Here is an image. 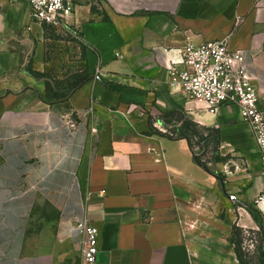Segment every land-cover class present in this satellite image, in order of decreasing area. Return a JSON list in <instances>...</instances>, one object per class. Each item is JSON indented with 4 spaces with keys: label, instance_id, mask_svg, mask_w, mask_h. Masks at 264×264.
Listing matches in <instances>:
<instances>
[{
    "label": "crops",
    "instance_id": "0c3cea01",
    "mask_svg": "<svg viewBox=\"0 0 264 264\" xmlns=\"http://www.w3.org/2000/svg\"><path fill=\"white\" fill-rule=\"evenodd\" d=\"M69 2L87 73L61 95L25 62L50 26L27 0L0 2V264H86L84 219L100 229L95 264H242L234 227H264L255 134L170 69L188 41L228 39L264 93V0Z\"/></svg>",
    "mask_w": 264,
    "mask_h": 264
},
{
    "label": "built area",
    "instance_id": "2783aa9c",
    "mask_svg": "<svg viewBox=\"0 0 264 264\" xmlns=\"http://www.w3.org/2000/svg\"><path fill=\"white\" fill-rule=\"evenodd\" d=\"M16 3L20 0H0ZM31 18L54 28L65 27L73 13L69 0H27ZM182 70L171 66V75L181 85L186 97L202 103L212 113L226 105H236L241 118L248 122L261 151L260 176L264 181V114L259 108L264 100L254 84V77L245 65L244 51L230 48L228 39L195 44L188 41L182 50ZM254 206L264 216V192L254 201ZM85 236L83 256L86 264H95L100 252V229L87 219L76 225Z\"/></svg>",
    "mask_w": 264,
    "mask_h": 264
},
{
    "label": "rangeland",
    "instance_id": "374dc122",
    "mask_svg": "<svg viewBox=\"0 0 264 264\" xmlns=\"http://www.w3.org/2000/svg\"><path fill=\"white\" fill-rule=\"evenodd\" d=\"M30 52L25 61L30 70L40 69L47 79L49 94L72 89L86 76V48L79 39V30L48 27L41 55ZM161 128H165L159 125ZM202 149H199L201 152ZM263 235L260 229L242 233L244 251L249 264H262Z\"/></svg>",
    "mask_w": 264,
    "mask_h": 264
},
{
    "label": "trees",
    "instance_id": "16d2710c",
    "mask_svg": "<svg viewBox=\"0 0 264 264\" xmlns=\"http://www.w3.org/2000/svg\"><path fill=\"white\" fill-rule=\"evenodd\" d=\"M108 20V18H106ZM31 72L35 73L36 75H38L39 73L33 71L31 69ZM58 95H61V92H59ZM187 127H188V133H187V138L189 140H191V138H198L197 143L201 144V142L205 139L206 141L208 140V137H204L201 132L199 131L197 125L193 122H188L187 123ZM191 135V136H190ZM199 162H202V159L200 158V156H198L197 159ZM244 232V230L241 227H234L233 229V242L235 245V250L237 252L238 258L240 260V262L242 264H249V260L247 259V253L244 251V247H243V237H242V233ZM260 232L262 234H264V227L260 228ZM263 245L261 246V250H262V264H264V235H263Z\"/></svg>",
    "mask_w": 264,
    "mask_h": 264
}]
</instances>
